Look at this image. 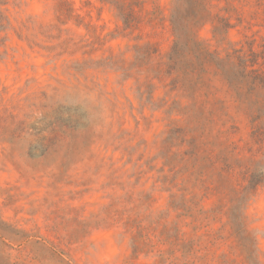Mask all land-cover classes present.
Listing matches in <instances>:
<instances>
[{
	"label": "rangeland",
	"instance_id": "374dc122",
	"mask_svg": "<svg viewBox=\"0 0 264 264\" xmlns=\"http://www.w3.org/2000/svg\"><path fill=\"white\" fill-rule=\"evenodd\" d=\"M0 264H264V0H0Z\"/></svg>",
	"mask_w": 264,
	"mask_h": 264
}]
</instances>
